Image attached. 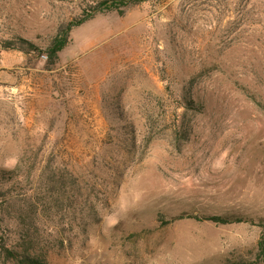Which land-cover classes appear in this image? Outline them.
Listing matches in <instances>:
<instances>
[{
	"label": "rangeland",
	"instance_id": "obj_1",
	"mask_svg": "<svg viewBox=\"0 0 264 264\" xmlns=\"http://www.w3.org/2000/svg\"><path fill=\"white\" fill-rule=\"evenodd\" d=\"M102 1L0 0V246L22 207L52 264H264V0Z\"/></svg>",
	"mask_w": 264,
	"mask_h": 264
},
{
	"label": "trees",
	"instance_id": "obj_2",
	"mask_svg": "<svg viewBox=\"0 0 264 264\" xmlns=\"http://www.w3.org/2000/svg\"><path fill=\"white\" fill-rule=\"evenodd\" d=\"M145 0H105L99 3L96 7L97 11H114L117 10L120 14L124 13L122 6H128L132 4H138ZM92 17V14L81 17L80 19L69 22L66 25H61L57 31V34L52 38L50 44L47 47L50 62L53 64L59 58V53L70 42V32L77 26H80ZM188 103L193 104L194 99L192 96L188 98ZM5 193L0 191V200H4ZM13 222L20 225V236L18 241L5 240L0 246V255L4 257V264L16 261L17 264H52L47 254L41 250H37L29 243L30 228L27 223L26 213H23V208L15 210ZM197 219H206L220 224L239 223L245 221L242 216H225V215H208L198 217ZM262 233L258 241L260 252L264 255V220L261 222Z\"/></svg>",
	"mask_w": 264,
	"mask_h": 264
}]
</instances>
